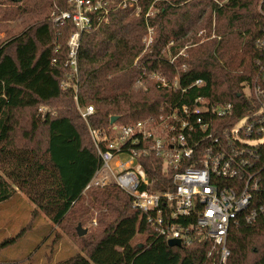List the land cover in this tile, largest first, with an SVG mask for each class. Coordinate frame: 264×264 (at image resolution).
Wrapping results in <instances>:
<instances>
[{"label": "trees", "instance_id": "1", "mask_svg": "<svg viewBox=\"0 0 264 264\" xmlns=\"http://www.w3.org/2000/svg\"><path fill=\"white\" fill-rule=\"evenodd\" d=\"M137 1L138 16L116 9L107 23L81 35L76 78L64 67L66 43L75 28L69 21L54 22L51 16L70 11L68 0L35 1V7L38 3L47 8L44 19L0 47V203L20 192L34 206L28 224L40 212L79 241L81 252L57 264L217 263L216 253L206 258L210 245L199 238L169 248L121 189L110 186L84 192L98 167L89 128L107 129L114 116L115 125L158 117L162 104L180 96L157 89L146 75L170 78L182 65V87L196 80L204 84L190 89L189 97L201 96L212 105L231 103L234 119L255 113L259 105L246 89L256 79L255 43L264 34L260 0L159 1L155 15L147 18L153 0ZM213 13L214 33L220 41L187 48V57L176 58L173 65L159 57L170 41L175 55L191 44L192 32L210 34ZM146 26L153 36L144 50ZM236 28L233 36L226 35ZM64 83L69 86L63 89ZM77 105H90L94 112L84 120ZM260 159L264 160V146ZM143 168L153 181L151 191L173 190L171 173L162 170L159 159L147 157ZM260 169L264 179L263 164ZM94 213L96 228L80 236ZM25 229L4 239L0 250L14 245ZM136 236L143 240L133 244ZM226 248V264H264V214L252 224L240 221L230 229Z\"/></svg>", "mask_w": 264, "mask_h": 264}, {"label": "built area", "instance_id": "2", "mask_svg": "<svg viewBox=\"0 0 264 264\" xmlns=\"http://www.w3.org/2000/svg\"><path fill=\"white\" fill-rule=\"evenodd\" d=\"M127 1L117 5L111 0H68L70 11L52 13V21H69L75 28L66 43L64 66L71 76L77 77L81 35L107 23L113 10L133 8L138 13L137 0ZM263 7L264 0H260L258 11L264 17ZM151 40V35L141 40L144 50ZM171 46L172 41L159 55L169 65L178 57H187L185 50L193 47L189 43L172 55ZM255 49L256 79L249 94L259 107L255 113L237 119L233 118L231 103L212 105L201 96L189 97L190 89L204 84L196 80L182 87L179 70L185 65L170 78L146 75L157 89L179 94V100L164 103L156 118L113 124L107 129L89 128L98 167L84 192L110 186L121 189L130 198L131 207L146 215L155 235L166 242L178 240L180 246L199 238L210 245L206 258L216 253V264H226L229 230L240 221L252 224L264 214L260 169L262 164L264 167L260 159L264 142L253 144L264 137V34L256 40ZM68 86L64 83L62 88ZM185 98L188 102H181ZM78 111L84 120L94 112L90 105ZM147 157L159 159L162 170L171 173L172 191H151L153 181L143 168Z\"/></svg>", "mask_w": 264, "mask_h": 264}, {"label": "rangeland", "instance_id": "3", "mask_svg": "<svg viewBox=\"0 0 264 264\" xmlns=\"http://www.w3.org/2000/svg\"><path fill=\"white\" fill-rule=\"evenodd\" d=\"M35 1L37 0H23L19 3L13 0H0V47L23 32L26 27L44 19L47 14V8L42 9L38 3L35 7L33 5ZM122 1L123 0L113 2L118 5ZM124 1H126V3L130 2L127 0ZM159 1L167 0H153L147 9L145 18L155 15V4ZM169 1L170 0H168V2ZM139 9L141 10L140 6ZM126 10H131L130 13L135 16H138L140 13V10L136 13L132 8H127ZM215 24L216 16L215 13H213L211 16L212 29L210 34L207 30V32H205V30L192 32L194 35L190 36V41L193 47H198L214 39L220 41L221 37L216 36L214 33ZM236 31L237 28L226 35L233 36ZM147 35L153 36V31L148 26H146L145 36ZM185 46L186 44L183 47ZM239 51L241 52V49H239ZM148 80L152 81L151 79ZM246 92L249 93V89H246ZM83 107H78L77 105L76 109L78 111V109H82ZM115 122L113 124H115ZM113 124L109 123V126ZM263 142L264 137L253 142V144H260ZM33 210L34 206L20 192L16 193V195L9 200L0 203V243L6 238L15 236L20 233L22 229L30 225L28 223L31 220V211ZM36 219L37 221L34 222ZM42 219L45 221L44 223L40 221ZM93 222H95V224H93ZM28 227L25 229L24 236L14 245L0 250V264H57L81 252L77 239L73 238L70 233H66L60 227L52 225L40 212L33 219L32 225ZM95 228L96 213H94L92 217L87 218L83 226V230L87 231L85 235L89 232H93ZM142 240L143 238L136 236L132 243L135 244Z\"/></svg>", "mask_w": 264, "mask_h": 264}, {"label": "water", "instance_id": "4", "mask_svg": "<svg viewBox=\"0 0 264 264\" xmlns=\"http://www.w3.org/2000/svg\"><path fill=\"white\" fill-rule=\"evenodd\" d=\"M17 1H19V0H17ZM117 120V117H111V119H110V124H113L115 121ZM84 234V230H80L79 231V235L81 236V235H83ZM166 244H167V246L169 247V248H174V247H180V243H179V241L178 240H168L167 242H166Z\"/></svg>", "mask_w": 264, "mask_h": 264}, {"label": "crops", "instance_id": "5", "mask_svg": "<svg viewBox=\"0 0 264 264\" xmlns=\"http://www.w3.org/2000/svg\"><path fill=\"white\" fill-rule=\"evenodd\" d=\"M8 212H12V211H8ZM32 212V211H31ZM8 215H11V214H8ZM38 219V218H37ZM37 219L36 220H34V222L35 221H37ZM40 221H43V223L45 222L43 219L42 220H40Z\"/></svg>", "mask_w": 264, "mask_h": 264}]
</instances>
